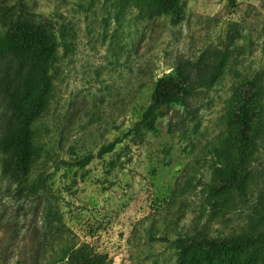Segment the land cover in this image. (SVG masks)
Returning a JSON list of instances; mask_svg holds the SVG:
<instances>
[{"label":"rangeland","instance_id":"obj_1","mask_svg":"<svg viewBox=\"0 0 264 264\" xmlns=\"http://www.w3.org/2000/svg\"><path fill=\"white\" fill-rule=\"evenodd\" d=\"M179 6L180 19L149 20L145 0H0V37L13 21L36 22L57 42L37 125L47 154L32 178L70 238L110 264H176L178 235L225 237L264 222V0ZM38 73L0 59V140L20 120L11 92L38 93ZM181 74L191 96L162 107L154 131L135 132L156 81ZM238 92L260 110L240 175L246 193L214 209L209 149L236 142L228 112ZM44 206L20 196L0 166V264H43Z\"/></svg>","mask_w":264,"mask_h":264},{"label":"trees","instance_id":"obj_2","mask_svg":"<svg viewBox=\"0 0 264 264\" xmlns=\"http://www.w3.org/2000/svg\"><path fill=\"white\" fill-rule=\"evenodd\" d=\"M144 16L152 20L166 14L180 19L179 0H145ZM57 49L55 35L44 30L36 22L13 21L0 37V59L7 55L20 63L29 62L38 68L41 90L35 93L32 85L26 84L23 91L17 88L11 92V103L20 117L0 140V166L2 178L16 186L17 193L25 199H45L44 226L40 243L43 264H110L105 256L95 254L85 243L78 244L60 217L50 206L48 189L37 185L32 176L46 157L45 143L39 134L38 124L46 110L42 93L51 89L50 71ZM193 86L187 74L178 77H161L153 88L150 103L134 127L135 132L154 131L158 111L162 107L183 102L191 96ZM259 106L254 100L239 92L232 99L228 112L229 126L236 132V142L221 141L218 147H211L209 154L215 160L211 179L208 206L216 208L229 194H245L241 174L245 169L244 158L249 140L255 135L260 116ZM115 144L99 150V155L111 153ZM85 155L77 161L83 168L92 160ZM177 251L176 264H264V222L249 225L239 234L212 237L204 231L194 235H178L173 241Z\"/></svg>","mask_w":264,"mask_h":264}]
</instances>
